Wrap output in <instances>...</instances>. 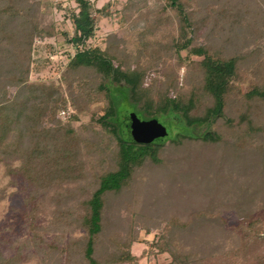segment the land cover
Here are the masks:
<instances>
[{
    "label": "trees",
    "instance_id": "16d2710c",
    "mask_svg": "<svg viewBox=\"0 0 264 264\" xmlns=\"http://www.w3.org/2000/svg\"><path fill=\"white\" fill-rule=\"evenodd\" d=\"M75 2L65 8L72 19L69 35L58 30L44 0H0V140L13 135L29 149L20 152L22 171L12 172L14 190H26L28 201L45 169L49 181L66 161L72 166L76 154L87 153L88 142L92 149L115 143L109 150L115 166L100 171L87 199L74 204L73 219L85 230L79 241L84 264L134 261L130 246L142 228L168 233L170 264H264V0H126L123 19L130 21L137 43L127 40L125 49L116 34L94 42L98 20L89 1ZM257 2L263 8L258 4L256 10ZM108 6L100 8L101 15L109 13ZM147 31L156 34L155 42L147 44ZM59 32L74 53L66 51L68 61L54 64L50 54ZM155 49L166 64L151 89L146 76L156 62ZM253 50L259 51V69L250 78L241 62ZM44 51L49 53L38 66L35 55ZM51 91L57 92L54 99ZM69 107L79 112L62 120L60 111ZM81 111L91 112L86 123L79 122ZM128 111L158 118L172 133L138 143L123 119ZM189 143L198 149L197 170L217 155L244 170L248 155L253 163L245 174H258L248 182L229 177L225 166L207 165L201 176L213 179L221 195L215 191L204 210L186 216L183 194L171 197L182 182L176 168L184 169L183 176L194 173L189 163L175 159ZM146 162L153 173L136 174ZM216 169V176H208ZM203 201L201 196L196 203ZM110 208L117 221L108 225ZM195 228L198 235L187 242L199 243L192 263L193 252L179 240L186 237L180 233Z\"/></svg>",
    "mask_w": 264,
    "mask_h": 264
},
{
    "label": "rangeland",
    "instance_id": "374dc122",
    "mask_svg": "<svg viewBox=\"0 0 264 264\" xmlns=\"http://www.w3.org/2000/svg\"><path fill=\"white\" fill-rule=\"evenodd\" d=\"M88 1L89 11L93 17L98 20L97 31L92 39L94 42L100 41L101 38H105L111 34H116L118 44L122 47L121 49H125L129 41L134 44L137 43L135 33L132 32V34L129 32L128 23H130V21L126 22L123 19L122 8L126 0ZM108 2L109 6L105 11L109 13L103 16L99 12L100 8ZM59 4L61 7H59ZM262 4L263 3L260 4V2H257L255 9L257 10V6L263 8ZM44 6L46 11L50 12L52 20L58 24L59 31L66 30L69 35L73 34L72 19L70 18L69 11L65 8L69 6L71 8L76 7L77 3L75 0H44ZM112 11H118L119 13L113 14L114 12L112 13ZM111 13L113 15H111ZM152 33L147 31L144 34L147 44L157 40L155 39L156 34L151 36ZM65 41L66 37L62 32H59L56 39L53 41L54 52L50 54L51 63L55 64L59 61L67 62L68 59L66 58L65 52L69 50L71 55L74 53V49ZM152 46L154 45L152 44ZM149 49L150 47L146 48L144 52L146 53ZM47 53H49V51H44L42 54L37 53L35 55L36 65L39 66L43 63V57L46 56ZM258 54L259 51L253 50L248 53L241 62L242 65L247 66L246 69L249 71L250 78L256 75V70L259 69V67H257L259 63V60H257ZM159 55L160 53L155 49L152 56H154L156 62L146 76V84H148L151 89H154L155 84L159 82L161 69L166 64L165 59L160 58ZM157 56L160 60H158ZM136 62L137 61L134 60V64H136ZM182 73L183 70H181V74ZM58 76L59 73L56 72L55 77L57 78ZM259 77V75L255 76V78L247 81L246 85L243 84L242 86L244 89H248L251 81H256ZM13 91L14 88H11L10 92L12 93ZM56 95V91H51V97L53 99ZM96 105H98V103H96ZM71 112L79 111H75L73 108L69 107L61 110L59 116L62 120H65ZM90 117V111H81L79 113V122L86 123L89 121ZM168 129V135H170L172 129L169 127ZM6 140L7 141L4 139L0 140V264H84L85 260L82 262L81 258L83 255L82 245L79 241L83 237L85 230L78 218L73 219L72 213L75 208L74 204L77 206L87 199L90 194L89 187H93L96 184L100 171L115 166L114 155L109 152L115 143H112L110 146L106 145L105 147L96 146L92 149L88 142L87 153L84 154L81 152L76 154L72 166H70V160L66 161L67 163L58 168V172L55 173V176H51L52 178H50L49 181H47V176H49L50 173L45 169L43 172L45 177L40 187L34 185L28 197L29 199L26 201L28 195L27 191L14 190V186L11 183L14 181L12 172L22 171L20 152L25 153V151L29 149L22 138L17 139L12 135L9 140ZM195 150L198 151L197 146L189 143L179 150V155H175V159L180 157L183 162L189 163L195 169L192 176L188 174L183 176L185 171L181 167L183 172L177 168L176 171L181 172L182 175L174 171L175 174L182 179V182L177 185L174 184V197L172 196L171 198L179 199L177 194H183L180 195L184 200L182 211L186 216L193 214L195 211L199 212V210H204L206 205H209L212 200L214 201L216 199V197H214L215 191L219 196L221 195V191L218 190L219 186L215 184L213 179L201 176L204 167L207 165L217 166V168L218 166H225V170L229 177H241V179L248 177V182L253 177L252 174H258L257 170L255 173L249 172L248 175L245 174L247 165L253 163V158L248 155L245 158L246 164L244 170H241L227 159H218V155L208 157L207 165L199 167L197 170L195 165L198 153L196 155ZM172 155L174 156L171 152L169 155L170 159H172ZM31 159L32 158L29 157V163H31ZM14 163L17 164V166H15ZM146 163L145 167H141L136 174H140V172L143 171L145 172V170L148 174L153 173V170L149 167L150 163ZM215 174L217 175V169L215 173L211 171L208 176H212L213 178L216 176ZM40 176H42V173ZM136 177L135 181L137 179ZM202 179L210 181L206 182V184L201 181ZM211 194H214L213 198H210ZM201 196L204 198V201L196 203L197 198ZM112 199L113 197L109 199V205ZM83 211H85V209L82 210V213ZM112 216L113 209L110 208L106 214L108 225L117 221H115V218H112ZM233 218V222H237L236 217L234 216ZM149 221L147 223H149ZM194 221L196 226H199L201 223L200 218H195ZM196 228L187 231V233H180V236L183 238L184 236L186 237L184 241L179 240L183 242V244H187L190 248L189 250L193 252L192 263L198 260V257L196 259L194 258V252L198 250L199 243L197 242L196 246L189 244L191 243L193 235H198ZM170 233L172 234V232ZM165 234L166 236H163L160 231H153V229L151 231L145 228L138 230L137 237L130 246L131 252L136 255V259L132 262H123L122 264L172 263L173 259L169 250V241L167 242L166 239L168 233ZM176 235L179 236L178 234ZM100 240V244L105 243V238ZM76 247H79V249ZM103 252L104 251L101 250V253ZM100 257L103 259L105 256L101 255Z\"/></svg>",
    "mask_w": 264,
    "mask_h": 264
},
{
    "label": "water",
    "instance_id": "95a60500",
    "mask_svg": "<svg viewBox=\"0 0 264 264\" xmlns=\"http://www.w3.org/2000/svg\"><path fill=\"white\" fill-rule=\"evenodd\" d=\"M129 134L138 143H150L168 135V128L158 118L141 119L136 112H127L123 117Z\"/></svg>",
    "mask_w": 264,
    "mask_h": 264
}]
</instances>
